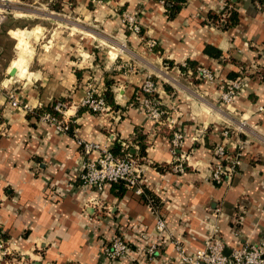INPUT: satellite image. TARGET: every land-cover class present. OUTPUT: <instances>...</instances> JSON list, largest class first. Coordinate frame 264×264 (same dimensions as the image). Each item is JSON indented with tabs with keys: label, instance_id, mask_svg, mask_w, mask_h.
I'll list each match as a JSON object with an SVG mask.
<instances>
[{
	"label": "crops",
	"instance_id": "0c3cea01",
	"mask_svg": "<svg viewBox=\"0 0 264 264\" xmlns=\"http://www.w3.org/2000/svg\"><path fill=\"white\" fill-rule=\"evenodd\" d=\"M227 1L187 0L174 18L153 0H109L98 6L91 0H61L60 11L50 8L56 5L53 0L40 3L53 10L40 24L43 37L51 40L37 55L34 69L29 67L32 50L21 51L12 77L26 81L0 85V230L17 256L28 264H115L104 249L118 234L131 247L122 264H180L176 242L193 254L216 233L230 256L235 248L264 241V80L239 76L236 80L245 83L233 105L220 101L221 83L235 81L230 74L241 73L235 63L222 61L232 58L252 68L251 73L264 67V11L258 0H234L230 8L239 21L225 31L209 22V14L225 10ZM16 10L20 16L29 12ZM124 12L140 18L142 37L124 26ZM32 35L15 32L23 42L18 48L27 47ZM152 40L157 42L153 50L148 45ZM208 47L221 51V60L207 54ZM188 61L210 69L217 82L190 80L180 67ZM152 78L161 82L163 101L172 95L179 104L175 117L185 142L176 156L188 155L190 161L183 175L166 169L176 164L169 134L143 107H131L138 89ZM107 80L115 82V109L95 114L83 108L91 88L103 94ZM11 95L30 110L13 108ZM58 104L75 125L73 134L31 116ZM200 128L206 133L197 143ZM225 128L232 131L230 150L244 149L243 164L230 185H216L209 180L210 167ZM136 132L149 143L140 159L151 193L146 198L159 201L167 224L162 237L159 217L144 195L126 190L119 196L115 185L96 195L79 181L84 164L99 155L85 154L80 142L113 148L117 138L123 150L139 156ZM152 244L158 250L150 262L146 250Z\"/></svg>",
	"mask_w": 264,
	"mask_h": 264
},
{
	"label": "built area",
	"instance_id": "2783aa9c",
	"mask_svg": "<svg viewBox=\"0 0 264 264\" xmlns=\"http://www.w3.org/2000/svg\"><path fill=\"white\" fill-rule=\"evenodd\" d=\"M109 0H91L93 5H103ZM149 1V0H146ZM160 3L165 8L170 5L168 0H153ZM8 2V1H7ZM260 10H264V5H259ZM5 16H2L1 22ZM122 22L127 30L139 37H142V25L140 18L129 12L122 14ZM149 48L153 50L157 47V42L152 40L149 42ZM182 67H187L185 63ZM197 76L204 80L206 83L214 84L217 82L214 72L206 67L198 68ZM243 87L241 79L235 81H223L221 83L222 100L224 103L232 104L239 96ZM159 92L156 87V83L152 80L146 81L142 87L140 98L141 107H143L149 117L157 124L162 123L164 111L158 107V105H164L154 99L155 95ZM163 92H160L162 94ZM98 96V98H97ZM10 105L16 109L30 110L28 105L22 106L21 103L13 96H10ZM83 107L88 108L95 114L102 113L108 110L110 107L107 105L104 97L91 89L87 94L86 99L83 102ZM161 110V111H160ZM263 110V108H261ZM55 111L58 112L62 119L56 117L51 113H44L40 122L54 127L61 133L68 134L71 130V122L65 118L64 106L58 104L55 107ZM168 120V118H167ZM169 128L172 127L174 121L168 120ZM164 122V121H163ZM156 124V125H157ZM177 129V128H176ZM232 134L231 129L225 128L222 132L223 140L217 144L213 150L214 163L210 167V179L216 185H230L233 179L239 174V170L242 167V146L237 151H231L229 148L228 140ZM173 140L171 145L174 148V154L176 155L177 145L182 140V134L173 131ZM80 147L83 148L85 154H90L94 151L98 152V158L94 161H88L84 164L83 170L79 175V181L81 187L85 190H91L96 195L103 194L105 190L114 184L123 183L129 190L133 191L136 195H143L144 190V175L145 166L141 165L139 160L135 158L131 153H127L124 157H117L114 155L112 149L108 145H98L95 143L80 142ZM180 147V146H179ZM180 160V157L178 158ZM190 166V163L180 164L176 166V172L185 174L186 167ZM174 168V169H175ZM98 206L99 203L96 199H92ZM219 212V211H218ZM157 214V213H156ZM158 215V214H157ZM157 229L159 236L162 237L167 229V224L164 218L158 216ZM13 245V244H12ZM177 252L179 254L180 264H264V241L260 244H252L241 248L233 249L230 256L225 253V244L217 234H212L204 242V246L197 250L193 254L187 253L180 242H176ZM158 250L157 244H152L146 250V258L152 262L156 258ZM131 252V247L127 241L120 235H115L113 240L104 249L105 256L111 263L122 264L123 260L128 257ZM0 264H28L24 256H17L11 247V244L5 240L0 230Z\"/></svg>",
	"mask_w": 264,
	"mask_h": 264
},
{
	"label": "rangeland",
	"instance_id": "374dc122",
	"mask_svg": "<svg viewBox=\"0 0 264 264\" xmlns=\"http://www.w3.org/2000/svg\"><path fill=\"white\" fill-rule=\"evenodd\" d=\"M34 1H36V4H33L32 7L27 6L28 4L32 5V3H34ZM20 2H22L26 6H23V4H21V5L17 4L15 2V0H0V9L2 8V10L0 11L1 12L0 15L5 16L4 20L0 24V85L7 80H10V82H19V81L24 82V81H26L27 80L26 78H25L26 80L22 79V78H18V77L13 79V77L11 75H9L8 73L10 72V74H12V70L14 69V65H15L17 59L18 60L20 59L19 56L21 55V51L23 49L28 50L29 48L32 50L31 51L32 55H31L30 60H29V67H30V69L31 68L34 69L35 66H37V62L35 61L37 58V55H39L41 53V50L44 48L45 45H48V43H49L48 40L50 39L47 36L43 37L44 31H43V29L40 28V26H41L40 24L42 21L46 22V17L50 16L51 11H53V10L50 11V10L42 8V5L40 3L44 2V0H21ZM58 3H59V1L53 0V2L51 4L54 5V4H58ZM51 6H50V8H51ZM17 7H23L26 10H28L29 11L28 15L20 16V13L18 12V10H16ZM48 26L50 27L51 30H53L57 27V25H51V26L48 25ZM20 31H25V32L32 31L33 32V35L30 36V38L28 39L29 44H27V47L20 46L18 48V45H22L23 42H21L18 38H15L16 37L15 32H20ZM35 31H37L38 34H34ZM51 33H52V31H51ZM251 70H253V69L249 68V67L247 68V72L251 73ZM243 74L247 75L245 73V71L243 72ZM185 75L187 77H190L191 79L190 78L189 79L194 81V82L205 83V81L202 80L201 78H199V76H197L196 79H194L192 77V74L188 73ZM215 76H216V79L218 80V77L216 74H215ZM150 80H152L156 83V87H157V90L159 92L157 95H155L154 99H156L158 102H161L164 104V105H158V107L161 108L165 112L163 115V118H162V120L164 122L162 121L161 124H157V123H155V124H157L158 128L164 129L165 123L170 124V122L168 120L174 121V124H171L172 127H170V130L178 132V133L182 134V136H183L182 140H180L179 144L177 145L178 146L177 152H178L179 150H181V148L183 147V144L185 142V135L180 129H178V120L175 117L179 113V110H178L179 104L177 102L176 97L175 96L173 97L172 95H170L169 99H166L165 101H163L162 97L160 95V92H162L161 82L159 83L154 78L148 79L147 81H150ZM241 80H242L243 85H244V83H245L244 79H241ZM143 85L139 89L140 91H139L138 99H140L142 97L141 90H142ZM91 89H94V88H91ZM221 96H222V93L220 95V101L223 105H225V106L233 105V103L232 104L224 103ZM163 106H165V107H163ZM131 107H141L140 101H137V100L134 101V103H133V105H131ZM148 117H149V115H148ZM167 118H168V120H167ZM205 133H206V131H204L203 128H200L195 132L194 137L196 138L197 143L203 141ZM174 148H176V147L175 146L173 147V145H171V151L173 154H174ZM179 157H180V160L178 159ZM174 158H175L176 166H179L180 164H183V163H186V164L190 163L188 155H186V156L185 155H181V156L174 155ZM139 162L143 166L146 165V164H144V160H141ZM176 166H174V168ZM188 167H190V166H188ZM174 171L178 175H183L181 173L176 172V168L174 169ZM186 172L187 171H185V173ZM209 180L211 181L210 178H209ZM157 216H160L161 218H163V216L160 214H158Z\"/></svg>",
	"mask_w": 264,
	"mask_h": 264
},
{
	"label": "trees",
	"instance_id": "16d2710c",
	"mask_svg": "<svg viewBox=\"0 0 264 264\" xmlns=\"http://www.w3.org/2000/svg\"><path fill=\"white\" fill-rule=\"evenodd\" d=\"M170 2V6L167 7V12H169V17L170 18H174L181 10V8L183 7V5L186 4L187 0H168ZM60 3H61V0H59V3L54 5V6H51L53 7V9L55 11H60L61 9V6H60ZM258 4L259 5H264V0H258ZM231 6H234V0H228L227 1V7L225 8V10H223L222 12H220L219 14L217 13H210L209 14V22L211 24H215L219 27H221L223 30H228L230 28H233L235 27L237 24H238V14L236 11H234L232 8H230ZM264 11V10H263ZM156 49V48H155ZM206 53L211 55L213 58L215 59H219L221 60V58L223 57L222 55V52L219 51L218 49H215V48H212V47H208L206 49ZM229 61H231L232 63H235L237 66L241 67V73H231L230 74V79L231 80H236L239 76H242V77H245V76H249V77H253V78H257L259 79L260 81H263L264 80V67H260L258 71H255L254 73H250V72H247V68L249 66L243 64V63H240V62H237L235 61L234 59H230V60H224L222 61V63L224 64H227V63H230ZM181 67V70L184 71L185 73H189L191 72L192 74V77L194 79H196L197 77V73H198V68L202 67V66H199L197 63L195 62H192V61H188L187 62V67ZM245 71V73L247 75H244L243 72ZM187 73V74H188ZM115 84V82L113 80H107L106 81V87L107 89L103 92V94H101L107 105L112 108V109H115V103H114V94L112 92V86ZM165 90L167 92L170 93V88L165 86ZM140 90L138 89V92ZM98 98V96H97ZM134 101H139L138 99V96H135ZM165 107V106H163ZM85 108V107H83ZM88 109V108H86ZM44 113H51L53 115H55L56 117L62 119V116L55 111V107L52 106V107H41L40 109L36 110V111H33V114H31V116H34L36 117L38 120H40L41 116L44 114ZM165 131L169 134L170 136V139H171V143H172V140H173V130H170L168 124L165 125ZM75 130V125L74 124H71V130L69 132V134H73V131ZM134 142L137 144V146L139 147V156H137L136 154H133L131 153L129 150H123V143H122V140L120 139H115L114 141V147L112 149L113 153L115 156L117 157H124L128 152L131 153L135 158H137L139 161H141L140 157H144L146 156V150L149 146V143H148V140L145 136H143L140 132H136L135 133V138H134ZM125 146V144H124ZM177 152V150H176ZM174 164H171L170 166H166V169H171L173 170L174 169ZM241 169V168H240ZM190 170L189 167H186V171ZM240 171V170H239ZM115 187H119V192H118V195L121 196L122 193L126 190H129L123 183H118V184H114ZM143 190H144V193H143V197L145 198L146 201H149V205L151 206V208L153 209V211H155L157 214H160V211H161V204L159 203L158 204V200H156L157 202H155V200H152L149 198L147 199L146 196H151V193L146 189V186L144 185L143 186ZM154 198V197H153Z\"/></svg>",
	"mask_w": 264,
	"mask_h": 264
},
{
	"label": "bare ground",
	"instance_id": "6f19581e",
	"mask_svg": "<svg viewBox=\"0 0 264 264\" xmlns=\"http://www.w3.org/2000/svg\"><path fill=\"white\" fill-rule=\"evenodd\" d=\"M7 3V2H6ZM2 10V8L0 9V11ZM19 11V10H18ZM1 13V12H0ZM1 19H2V15H0V22H1ZM8 81V80H7Z\"/></svg>",
	"mask_w": 264,
	"mask_h": 264
},
{
	"label": "water",
	"instance_id": "95a60500",
	"mask_svg": "<svg viewBox=\"0 0 264 264\" xmlns=\"http://www.w3.org/2000/svg\"><path fill=\"white\" fill-rule=\"evenodd\" d=\"M13 74V73H12ZM12 74H10L11 76H13Z\"/></svg>",
	"mask_w": 264,
	"mask_h": 264
}]
</instances>
